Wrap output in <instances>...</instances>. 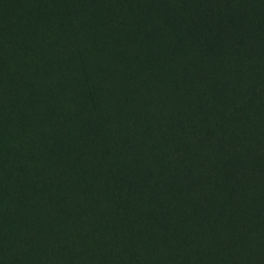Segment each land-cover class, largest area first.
I'll return each instance as SVG.
<instances>
[{"label": "rangeland", "instance_id": "1", "mask_svg": "<svg viewBox=\"0 0 264 264\" xmlns=\"http://www.w3.org/2000/svg\"><path fill=\"white\" fill-rule=\"evenodd\" d=\"M22 4L17 9L0 4V264H116L103 246L90 245L86 260L70 240L71 228L79 226L76 205L82 200L85 209L89 206L85 197L92 196L97 177L110 196L142 172L168 163L173 189L183 188L173 164L176 155L185 146L193 156L203 157V146L195 139L216 123L236 153L254 139L264 148V94L242 107L264 80L253 77L247 88L233 91L222 84L221 73L199 77L190 67L179 73L177 61L161 58L166 45H155L142 28L132 34L137 26L112 34L114 23L109 22L102 46L98 33L91 32L86 53L66 21L41 23L39 36L30 33ZM68 52L78 60L68 59ZM198 53L194 50L193 56ZM91 67L98 70L94 80ZM246 79L241 74L236 81ZM125 95L129 105L121 112L117 105ZM228 95L232 101L226 104ZM85 159L95 164L86 176ZM221 168L219 176L231 180ZM210 169L201 158L184 175L198 181ZM197 181L188 197L191 206L197 190L205 189ZM245 181L251 187L259 181L264 186V173L251 169ZM71 202L75 206L69 210ZM159 214L160 222L164 217L178 219L176 214ZM53 231L58 241L54 250L49 241L55 237L48 235ZM140 233L146 255L155 238L145 235L148 229ZM111 235L121 243L122 234ZM141 255L133 250L122 260L138 264Z\"/></svg>", "mask_w": 264, "mask_h": 264}, {"label": "trees", "instance_id": "2", "mask_svg": "<svg viewBox=\"0 0 264 264\" xmlns=\"http://www.w3.org/2000/svg\"><path fill=\"white\" fill-rule=\"evenodd\" d=\"M21 2L30 33L39 36L37 29L41 23L66 21L86 53L91 32L98 33L99 46H102L109 22L114 23L112 34L121 32L125 26H137L132 34L142 28L146 37L154 39L155 45H166L161 58L169 63L177 61L179 73L189 67L199 77L221 76V73L222 84L226 88L232 86L233 91L247 88L253 77L264 80V0H0V4L15 9ZM33 9L40 18L34 15ZM194 50L199 52L198 57L193 56ZM66 56L78 60L73 52ZM88 71L94 80L97 68L91 67ZM241 74L247 79L237 83V76ZM261 94H264V81L254 87L242 107ZM231 101L228 95L225 103ZM128 105L125 95L117 109L123 112ZM228 114L232 115L233 111ZM252 115L257 117L258 112ZM148 116L151 120L155 117L151 113ZM218 126L216 123L203 136L200 133V139H195L203 146L200 148L205 154L203 157L193 156L185 146L176 155L173 164L176 174L184 181L183 188L174 186L173 189L168 163L142 172L133 181L122 184L119 194L112 191L110 196H106L108 190L97 177L92 196L85 197L89 206L85 209L82 200L80 206L76 205L80 210L79 226L71 228L70 236L74 248L89 261L88 247L103 246L106 253L114 256L116 264H126L128 260L122 259L125 255L130 258L133 250L142 251L138 264H264V186L259 181L251 187L245 181L251 169L264 173V148L254 139L253 144L236 153L231 143H225ZM216 151H220L219 156L214 155ZM227 156L232 160L225 161ZM201 158L213 169L199 177L201 182L196 180L204 186L205 193L197 190L196 204L191 206L188 197L197 183L184 173L197 168ZM93 164L90 159L84 160L85 176L86 169ZM221 167L231 180L219 176ZM70 204L69 210L75 206ZM141 209L144 212L140 215ZM160 212L176 214L178 219L171 221L164 217L160 222ZM142 229H148L146 236L155 238L150 240L155 242L147 247L146 255L140 246ZM111 232L119 238L122 234L121 243L112 239ZM48 235L55 237L49 241L54 250L58 245L57 232Z\"/></svg>", "mask_w": 264, "mask_h": 264}]
</instances>
